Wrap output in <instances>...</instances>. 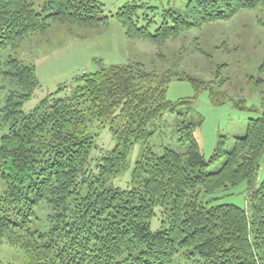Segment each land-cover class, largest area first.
I'll list each match as a JSON object with an SVG mask.
<instances>
[{
	"label": "trees",
	"instance_id": "obj_1",
	"mask_svg": "<svg viewBox=\"0 0 264 264\" xmlns=\"http://www.w3.org/2000/svg\"><path fill=\"white\" fill-rule=\"evenodd\" d=\"M140 6L127 4L116 14L132 40L163 44L242 10L258 11L264 28V0H188L180 11L165 10L153 32L152 19ZM97 0H46L42 12L31 0H0V51H16L33 34L53 23L95 29L107 24ZM216 76L221 75V68ZM264 72V59L260 66ZM17 89L6 99V117L12 121L0 140V174L9 185L0 196V240L24 251V264H174L181 251L208 264H264V113L248 121L247 133L235 138L227 151L221 140L207 160L194 135V125L180 130L188 145L185 154L165 149L137 161L131 187L107 186L127 163L132 141H148L151 124L178 105L192 107V98L168 100L167 88L175 77L188 80L195 92L213 93L216 82L172 69L145 72L139 65L102 66L83 74L71 96L46 97L32 112L23 113V99L38 85L35 69L10 56L0 60V74ZM228 80L220 78L221 88ZM262 78L258 80L260 86ZM20 93V94H16ZM19 98V100H17ZM124 123L122 143L88 168L93 149L89 122ZM224 159L219 170L207 168ZM248 184L246 206L209 204L200 199L218 190ZM52 211L53 225L33 228L37 209ZM156 209L167 224L153 230ZM0 264H9L0 261Z\"/></svg>",
	"mask_w": 264,
	"mask_h": 264
},
{
	"label": "rangeland",
	"instance_id": "obj_2",
	"mask_svg": "<svg viewBox=\"0 0 264 264\" xmlns=\"http://www.w3.org/2000/svg\"><path fill=\"white\" fill-rule=\"evenodd\" d=\"M102 4V16H107V24L100 28L88 29L69 24L53 23L44 33L30 36L19 49L9 48L0 51V60L10 56L18 58L23 64L35 69L38 85L30 97L23 99L21 111L32 112L41 102L53 95L66 98L73 94L78 79L83 74L94 73L102 66L137 64L145 72L162 73L172 69L183 76L188 74L216 82L211 96L209 90L195 92L188 80L172 79L167 88V98L174 103L192 98V107L177 106L161 120L151 124L153 135L148 141H132L127 163L121 172L110 177L109 187L129 189L135 165L142 156L150 152L160 156L165 149L185 154L188 145L182 140L181 128L184 124L194 125V135L205 159L209 160L221 140L225 148L231 150L235 138L247 133L250 118H257L264 113V72L260 66L264 59V28L257 23L258 11L242 10L227 21H219L193 29L181 37L168 40L163 44H154L145 40H132L126 35L125 28L117 20L119 9L127 4L140 6V24L146 25L144 16L152 19L151 31L162 23L165 10L180 11L188 0H97ZM34 9L43 11L46 0H31ZM221 75L216 76L220 64ZM225 77L221 88L226 98L215 103L222 96L217 82ZM262 78L260 86L258 80ZM217 87V88H216ZM17 89L0 74V140L6 135L12 121L6 117V99ZM20 94V93H16ZM19 100V98H17ZM124 123L120 119L113 121L94 120L89 122L93 137V149L88 168L94 169L96 162L122 143L120 135ZM224 159L210 165L207 172H216ZM261 174H264V168ZM9 185L0 174V196L8 194ZM248 184L241 183L228 190H218L212 195L201 193L200 199L209 204H236L246 206ZM52 211L43 205L37 209L33 228L47 230L53 225ZM167 224L165 213L156 209L150 220L153 230ZM0 261L9 264H24V251L0 240ZM174 264H208L204 259L188 255L181 251L174 258Z\"/></svg>",
	"mask_w": 264,
	"mask_h": 264
}]
</instances>
